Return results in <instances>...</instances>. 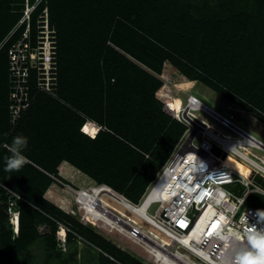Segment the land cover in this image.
<instances>
[{
	"label": "trees",
	"instance_id": "16d2710c",
	"mask_svg": "<svg viewBox=\"0 0 264 264\" xmlns=\"http://www.w3.org/2000/svg\"><path fill=\"white\" fill-rule=\"evenodd\" d=\"M23 5L0 0V264H68L79 252V236L88 241L91 264H144L64 210L75 203L69 186L63 196L51 189L80 188L71 174L77 171L82 186L104 183L139 201L186 130L163 110L171 90L155 74L200 80L264 122V0H42L27 39L37 44L38 16L47 5L56 85L52 92L40 89L31 69L29 107L12 124L9 48L26 22L10 33ZM87 119L103 127L94 138L81 131ZM85 128L97 129L93 122ZM17 135L28 138L26 160L5 171L3 157ZM9 198L17 200V235ZM58 222L70 229L67 251L56 239ZM41 225L49 230L39 232ZM32 247L41 255H31Z\"/></svg>",
	"mask_w": 264,
	"mask_h": 264
},
{
	"label": "built area",
	"instance_id": "2783aa9c",
	"mask_svg": "<svg viewBox=\"0 0 264 264\" xmlns=\"http://www.w3.org/2000/svg\"><path fill=\"white\" fill-rule=\"evenodd\" d=\"M40 1L24 0L22 17L13 30L14 32L23 22L27 23L23 36L9 49L10 75L14 87L10 104L12 124H15L19 119L22 109L29 106V98L26 96V86L24 85L28 68L25 51L29 45L27 38L31 13ZM39 85L41 89L48 87L44 82H40ZM186 108H188V118L184 115ZM164 109L173 117L177 116L181 121L186 122L187 131L192 132L191 121L200 122L201 128L194 139L200 134L201 141L196 144L193 139L197 146H193L191 149L197 152L200 157H204V160L189 159L184 161L188 166L185 173H190L189 177L183 175L181 177L182 184L178 183L174 188L167 190L166 184H164L161 191L158 190L157 196L153 191L156 181L144 199L146 201L149 196L154 195L149 200L144 215L176 237H181V239L190 237L193 246L198 249V255L201 258L203 255L208 256L216 264H236L237 254L242 250L250 251L253 254L258 253L260 248L257 245L264 244V207L256 208L248 204L247 201L255 193L264 195V187L260 184L261 180L264 181V141L236 123L234 115L222 114L191 95L188 96L185 106L180 108L181 112L178 111L180 115L176 113L171 101L165 103ZM197 110L210 116L221 127L228 129L230 134L217 135L209 127V122L195 112ZM229 136L235 139H229ZM242 145L247 146L250 150H245ZM214 148L220 151L218 156L213 153ZM229 154L246 164L249 167V172L246 174L231 165L217 164L216 159L227 157ZM173 158L174 155L169 161L171 162ZM208 161L210 162L208 163ZM169 164L164 165L163 172ZM172 178L167 176L166 182L172 181ZM231 184H237L241 189L234 191L228 186ZM13 195L17 199L20 198L16 193ZM16 202L15 198H9L7 211L11 215L15 214L13 206ZM154 203L159 205L154 213H150L149 208ZM203 215L208 217L206 222L208 226L200 232L199 240H195V237L192 236L194 227ZM214 222H218V224L211 229ZM138 230V228L132 227L131 232L135 237L138 236ZM58 238H60L59 246L65 250L66 239L60 236ZM78 239L86 241L80 236Z\"/></svg>",
	"mask_w": 264,
	"mask_h": 264
},
{
	"label": "bare ground",
	"instance_id": "6f19581e",
	"mask_svg": "<svg viewBox=\"0 0 264 264\" xmlns=\"http://www.w3.org/2000/svg\"><path fill=\"white\" fill-rule=\"evenodd\" d=\"M174 108L176 109V113L180 115L179 112H181V106L180 103L175 104V101L172 102ZM190 107V106H189ZM188 107V108H189ZM188 108H186L184 111V115L188 118L187 116V111ZM179 111V112H178ZM91 121H88L89 123ZM193 124L192 132L190 130L187 132L183 140L181 141L180 145L178 146L173 160L167 163L168 168L163 172L162 177L160 178L157 187L155 190L163 183L165 182V188L170 189L174 188L176 184L180 183L182 184L181 177L184 175L185 177H189V174H186V168L188 166L185 165L184 161H188L189 159H199V160H204V157H200L197 152L192 150L191 148L193 146H197L193 139L196 133L200 130V122L197 120L191 121ZM86 123V124H87ZM85 124V126H86ZM97 129L98 125L95 123ZM84 126L85 132L92 134L91 132L87 131ZM209 127L215 131V133L218 134H226L229 135L230 133H224L218 128L214 127L213 124L209 123ZM229 139H233L232 136H229ZM242 147L249 151L246 146L242 145ZM206 156V155H205ZM229 157H232L236 161L240 162L241 164L247 166L240 160H238L236 157L233 155L229 154L227 155ZM211 161V160H210ZM208 161V163L210 162ZM217 164H228L234 167L230 162L227 160H224V158H219L216 159ZM207 165V164H206ZM248 167V166H247ZM249 168V167H248ZM169 174V177H173L172 181L166 182L167 175ZM83 190L81 191H75L74 193V198L75 202L80 204L81 208L84 209L85 213L89 215H94V217L102 219L103 222L105 221L107 224L112 225L113 227H119L122 231H127L131 236L135 237L133 233L131 232L132 230V225H136L137 227H140V232L139 234H142V229L144 227H141L142 225L139 223H136L133 221L131 216H128V219H126V215L122 212L115 211L114 209H110L108 205L113 204V202H106L107 206L104 205L105 199H101L103 194H108L110 197L111 201H115L119 205H123L125 207H128L130 210H132L135 214H137L147 225H149L154 231L156 230V233L148 232L147 235L143 232L142 236H137L142 238H146L153 246L151 247V253L156 256L157 260L164 262L165 264H216L212 259H210L208 256H202V258L198 255V249H195L193 246V243L190 241V237H185L181 239V237H176L172 235L169 231L159 227L156 223L151 221L147 216L144 215L146 206L148 205V202L150 198L154 197L152 194L150 197L146 199L143 204L141 203L137 209H133L127 201L120 195L116 194L112 189L108 188L107 186L104 185H99V186H93L87 187V188H82ZM154 190V191H155ZM174 191V190H173ZM105 198V197H104ZM208 217L206 215H203V217L200 219L198 224L194 227V233L192 234L193 237H195V240H199L201 237V233L203 231V228L208 226L206 223L208 221ZM218 222H214L213 226L211 229L217 226ZM117 228V229H119ZM119 229V230H120ZM145 230V229H144ZM139 231V230H138ZM157 233H160L161 235L164 236V240H161L159 235ZM200 233V234H199ZM151 236V237H150ZM161 240V241H160ZM182 245H187L189 249H185ZM180 249H183L184 253L181 252Z\"/></svg>",
	"mask_w": 264,
	"mask_h": 264
},
{
	"label": "rangeland",
	"instance_id": "374dc122",
	"mask_svg": "<svg viewBox=\"0 0 264 264\" xmlns=\"http://www.w3.org/2000/svg\"><path fill=\"white\" fill-rule=\"evenodd\" d=\"M45 45H48L47 41L45 42ZM35 56H36V54H35ZM33 65H35V61L33 62ZM155 75L157 76V74H155ZM159 77H161V76H159ZM165 82H166V80H165ZM170 82H171V80L169 79V83ZM166 83L169 85L171 93H172V90L176 91V89L174 90V87L179 89V90L177 89L178 90V96L180 97V99H182L183 103L186 102L188 93H194L201 100H203L209 106H211L213 109L221 112L222 114H226V115L232 114V115H234L236 123L240 124L241 126H243L246 129H248L250 132H252L256 136H258L259 139L264 141V135L263 134L259 133V131L253 130L247 124L241 122L237 118L238 117V113H243V111L240 109L241 107L239 105H237L236 103L230 101L224 95L218 93L216 90H214L212 87L208 86L204 82H202L200 80L197 81L196 79H192V80H189V81H186V82H180V83H173V84H169L168 82H166ZM55 85L56 84H54V87H55ZM171 85H173L174 87L171 88ZM191 87H194V88L192 90H188ZM54 89L55 88L51 87L49 91L52 92V90H54ZM179 91H181V92H179ZM180 99H175V104L180 103V101H179ZM199 114L205 120H207L209 123L213 124L214 127L218 128L222 132H224V133H229L230 132L228 129L221 127L219 125V123L216 122L214 119H212L210 116L204 114L203 112H199ZM173 118L176 119L175 117H173ZM217 135H221V134L217 133ZM233 139H235V138H233ZM194 140H195L196 144H198L201 141L200 134H198L195 137ZM213 152L216 155H218L220 153V151L218 149H216V148H214ZM224 160H227L228 162H230L236 169H238L242 173H246L247 174L249 172V170H247L241 163L233 160L232 158H228V156L224 157ZM71 174L74 175L75 182L78 185H80V188H78L76 190H79L82 187H85V186H82L83 182L78 179L79 177L81 178L80 174H82V173H79L77 171H75V172L72 171ZM89 183H91V182H89ZM117 184H119L120 186L123 185V183L120 182V181H117ZM260 184L264 187V181L263 180L260 181ZM60 185L62 186V188H61V186L60 187L55 186L54 188L51 189V191L53 193H55V195L58 194L60 196H63V194H64L63 190L65 188H67V186L70 187V188L69 187L68 188L73 192V194L76 193L75 192L76 190H74L75 187H73V186H71L69 184H66V183L65 184L61 183ZM125 185L126 184H124L122 187L124 188ZM228 186L231 189H233L234 191H238V190L241 189L240 186L237 185V184H231V185H228ZM136 193H137L136 191H129L128 195H130L132 197V196H136ZM108 196H109L108 194H103L102 197H101V199H103V200L105 199L104 205L106 207L109 206L110 209H114L115 211L124 213L127 216L126 219H128V216H131V218L133 219L134 222L139 223V224L142 225L141 227H144L145 230L142 229L143 230L142 234H143V232L146 235H147L148 232L156 233V230L154 231V229H152L149 225H147L145 223V221H143V219H141V217H139L137 214H135L132 210H130L128 207H125L123 205H119L115 201H111L110 197H108ZM108 201L110 203L113 202V204H110V205L107 206L106 202H108ZM247 203L251 204V205H253L255 207L262 208V207H264V195L255 193L247 201ZM156 206H157L156 204H153L150 207L149 212L150 213H154V210H155ZM64 210L69 212L73 217H75L81 223L85 224L87 227H90L92 230H94L98 234H100L103 237H105L106 239L110 240L112 243H114L119 248L124 249L126 252L130 253L132 256H134L136 259H138L142 263H144V264H165L164 262L157 260V258H155L156 256H154L151 253V251H150L151 247L150 246H153V245L146 238H142L141 239V237H143L142 234L138 235V236H141V237H133L127 231H122L119 227H117V228L120 229L119 230L116 227H113L112 225L107 224L105 221L103 222L102 219L96 218V217H94V215H89V214L85 213L84 210L81 208L80 204H78L77 202H75L74 204L69 203V206L66 209H64ZM38 230H39V232L43 233V232L48 231L49 228L47 226H42V227L39 226ZM157 234L159 235L161 240H164V236L163 235H161L160 233H157ZM121 244L126 245L127 248L121 247L120 246ZM85 246H86L85 242L79 243V245H78V251L79 252L77 253L76 258H74V260H72V261L70 260V262L68 264H91L89 261H87L89 256H87L88 250L86 249V251H85ZM128 248H130L134 252H130ZM95 249L97 251H99L97 248H95ZM180 250H181V252L183 251L182 249H180ZM30 252H31V255H34V254L35 255H38V254L41 255V253H40L41 251H38L34 247H32ZM182 253H184V252H182ZM31 255H29L26 258L25 262H28L27 261L28 259L31 260ZM35 263L38 264L39 262H35Z\"/></svg>",
	"mask_w": 264,
	"mask_h": 264
},
{
	"label": "clouds",
	"instance_id": "9594fccd",
	"mask_svg": "<svg viewBox=\"0 0 264 264\" xmlns=\"http://www.w3.org/2000/svg\"><path fill=\"white\" fill-rule=\"evenodd\" d=\"M35 0H32V2H34ZM42 1V0H41ZM41 1L39 2V4L41 3ZM37 4L35 8H37V6L39 5ZM23 8H24V5H23ZM34 8V9H35ZM33 9V11H34ZM23 11V9H22ZM32 11V12H33ZM32 15V13H31ZM22 17V16H21ZM20 20V19H19ZM39 22V25H38V28H39V40L37 42V44L35 46H32L29 42V40L27 39L29 45L27 46V49L25 51V60H26V64H27V75L25 76V82H24V85L26 86V96L29 97V89H28V86H27V81H28V77H29V74H30V70L31 69H35L37 72V81H38V84L40 82H44L45 84L47 83L48 84V87L46 89H42V90H50V88H54V84H56V67H57V59H56V42H55V29L53 27L50 26L49 24V10H48V6L45 5L40 13V15L38 16V20ZM19 22V21H18ZM17 26V25H16ZM15 26V27H16ZM26 27H27V23H26ZM30 28V27H29ZM15 29V28H14ZM13 29V30H14ZM13 30L11 31L10 35L13 33ZM25 30V29H24ZM30 30V29H29ZM24 32V31H23ZM9 35V36H10ZM6 37V39H8V37ZM22 36H23V33H22ZM29 37V36H28ZM47 37V38H46ZM20 39V38H19ZM18 40V39H17ZM16 40V41H17ZM15 41V42H16ZM48 42V45H45V42ZM14 42V43H15ZM13 43V44H14ZM12 46V45H11ZM10 49V48H9ZM36 54V56H35ZM10 56V55H9ZM36 57V58H35ZM35 61V65H33V62ZM11 70H10V67H9V81L11 83V87H10V97H11V93L14 89L13 87V81H12V78H11ZM161 76V77H159ZM157 77H159L162 81H164V83L168 82L169 83V79L165 78L164 76L162 75H159L157 74ZM164 78V79H163ZM166 80V82H165ZM198 81V80H197ZM179 83V82H174V81H171L170 84H173V83ZM167 84V83H166ZM168 85V84H167ZM169 86V85H168ZM40 87V85H39ZM174 87L173 85H171V88ZM194 87H191L190 89L188 90H192ZM41 89V87H40ZM176 89V91H173L172 90V93H171V99L168 100V101H175V99H180V97L178 96V88L174 87V90ZM178 89V90H177ZM181 90V89H180ZM181 92V91H179ZM191 95V96H194V97H197L199 98L197 95H195L194 93H188V96ZM188 96H187V99H186V102L188 100ZM12 98V97H11ZM200 99V98H199ZM201 100V99H200ZM166 101V102H168ZM180 101V106H185L186 102L183 103L182 99L179 100ZM203 101V100H202ZM165 102V103H166ZM204 102V101H203ZM164 103V105H165ZM206 103V102H205ZM164 105H163V110L166 112V110L164 109ZM29 107V106H28ZM242 110H244L243 108H241ZM10 110V109H9ZM245 111V110H244ZM199 114V112L201 111H195ZM168 113V112H167ZM169 114V113H168ZM171 115V114H169ZM172 116V115H171ZM176 120H178L179 122H181L182 124H184L186 126V130L185 132L183 133L181 139L179 140V142L177 143L176 147L174 148L173 150V153L170 155V157L168 158V160L161 165L159 171L156 173V176L155 178L148 184V186L146 187L144 193L142 194V196L140 197L139 201L138 202H134L132 201L131 199L127 198L122 192L120 191H117L115 190L114 188H112L111 186L107 185V184H91L89 186H85V187H93V186H99V185H104V186H107L108 188L112 189L116 194L122 196L126 201L127 203L133 208V209H137V207L144 201L148 191L150 190V188L155 184V182L157 181L156 185H155V188L157 187V184L160 180V178L162 177L163 175V169H164V165H167V163L169 162L170 158L172 155L175 154L178 146L180 145L181 141L183 140V138L185 137V135L187 134V123L184 122V121H181L177 116H175ZM88 121H91L93 123H96L98 125V129H97V132L95 135H91L90 133L88 132H85L84 130V126L85 124L88 122ZM102 125H99L96 121L94 120H91V119H87L85 121V123L81 126V131H83L85 134H87L88 136L94 138L98 132L101 130ZM27 142H28V138L25 137V136H22V135H17V136H14L12 137V140H11V143L7 145V149H8V152L10 153V155H5L3 157V160H4V164H3V168L5 171H11V170H16V169H19L21 167V165L25 162L26 160V157L25 155L23 154V149L27 146ZM214 153V152H213ZM215 154V153H214ZM216 155V154H215ZM219 155V154H218ZM216 155V156H218ZM224 158V156L222 157ZM169 176V173L168 175ZM165 184V182H163L156 190L155 188L153 189V191L155 192L156 196L158 194V190L161 191V189L163 188V185ZM91 187V188H92ZM83 188V187H82ZM79 189V190H76L78 188H75L74 190L76 191H81L83 189ZM150 197V196H149ZM151 199V198H150ZM163 200V199H162ZM164 201V200H163ZM156 204V208L158 207V203H154ZM152 206V205H151ZM147 208V206H146ZM155 208V209H156ZM150 209V208H149ZM84 210V209H83ZM85 211V210H84ZM9 214V222L10 224L12 225V228H13V232L17 235L18 232H19V226H20V223H19V211L18 210H15V214ZM90 221V220H89ZM92 223V222H91ZM85 225V224H84ZM43 225H41L42 227ZM136 227L139 229V232H140V227H137L136 225H132L131 227ZM67 226L61 222H58V226H57V229H56V239L58 241V244H59V241H60V238H58V236L60 237H64L66 239V249L67 250V235H68V232L70 231V229H67L66 228ZM81 242H85L86 245L88 244V241H82L80 239H78V244L81 243ZM185 249H189L187 247H185L184 245H182ZM259 248H260V251L256 254H253L252 252L250 251H246V250H242L240 251L238 254H237V257H236V264H264V244H261V245H257ZM98 250L104 252L101 248L99 247H96ZM183 250V249H182ZM184 252V251H182ZM106 253V252H104Z\"/></svg>",
	"mask_w": 264,
	"mask_h": 264
},
{
	"label": "crops",
	"instance_id": "0c3cea01",
	"mask_svg": "<svg viewBox=\"0 0 264 264\" xmlns=\"http://www.w3.org/2000/svg\"><path fill=\"white\" fill-rule=\"evenodd\" d=\"M136 63L140 64V66L144 67L143 64L139 63L138 61L134 60ZM146 68V67H144ZM241 109V108H240ZM242 110V109H241ZM243 113H238V119L247 124L250 128H252L253 130L259 131V133L264 135V122L261 121L259 118H257L255 115H253L252 113H250L249 111H244L242 110ZM167 113V112H166ZM181 139V138H180ZM179 139V140H180ZM179 142V141H178ZM177 142V143H178ZM177 145V144H176ZM175 145V147H176ZM174 147V148H175ZM174 150V149H173Z\"/></svg>",
	"mask_w": 264,
	"mask_h": 264
},
{
	"label": "snow or ice",
	"instance_id": "6c2138e0",
	"mask_svg": "<svg viewBox=\"0 0 264 264\" xmlns=\"http://www.w3.org/2000/svg\"><path fill=\"white\" fill-rule=\"evenodd\" d=\"M214 227H215V225H214Z\"/></svg>",
	"mask_w": 264,
	"mask_h": 264
}]
</instances>
